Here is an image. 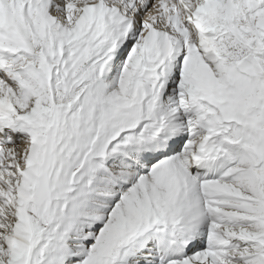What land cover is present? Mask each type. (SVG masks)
Returning a JSON list of instances; mask_svg holds the SVG:
<instances>
[{"label": "snow or ice", "instance_id": "1", "mask_svg": "<svg viewBox=\"0 0 264 264\" xmlns=\"http://www.w3.org/2000/svg\"><path fill=\"white\" fill-rule=\"evenodd\" d=\"M0 264H264V0H0Z\"/></svg>", "mask_w": 264, "mask_h": 264}]
</instances>
